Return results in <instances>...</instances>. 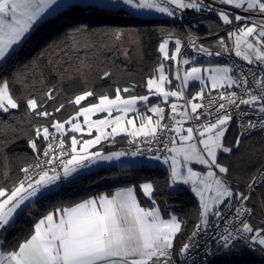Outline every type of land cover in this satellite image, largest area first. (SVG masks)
<instances>
[{
    "label": "snow or ice",
    "instance_id": "6c2138e0",
    "mask_svg": "<svg viewBox=\"0 0 264 264\" xmlns=\"http://www.w3.org/2000/svg\"><path fill=\"white\" fill-rule=\"evenodd\" d=\"M166 2L173 7H162L155 0H123L131 8H155L177 19H182L186 9L215 12L223 25H235V30L228 31V39L234 38V48H230L225 38L221 37L219 44L223 51H234L237 57L257 67L245 72L240 65L203 70L192 66L185 70L182 78L177 72L175 79L180 84L175 85L176 90H170L166 85H171L173 81L165 72L164 63H160L146 80V94H134L136 85L133 84L131 87L117 88L114 98L102 95L97 98L98 102L90 101L83 105L82 102L96 95L93 90H86L67 101L68 105L74 106L75 111L61 121L55 114L64 110L66 105L61 103L48 111L60 92L55 85L47 86L44 72L40 73V79L45 82L47 90L41 91L39 96L34 93L26 96L13 94V83H20L24 87L31 83L24 69H31L34 73L40 67L39 58L33 59L23 68H16L10 74H6V69L8 61L18 54L16 49L21 48L22 51L23 45L34 34V29L39 31L35 26L45 17V13L51 15L63 5H57V0H0V116L12 115L11 110L19 109L23 104L30 118L47 121V126H34L33 135L27 138L28 147L36 154L35 162L20 169L23 178L11 189L0 187V235L14 226V215L18 209L22 211L21 206L26 201L38 195L42 198L51 195L58 190L62 181H68L74 173L89 168L97 161L119 160L126 155L125 152L104 155L102 150L91 151L102 140L111 139L115 142L117 136L124 134L131 138L130 144L142 142L150 145L158 142L163 145V149L171 155H161V148L154 150L149 147L147 152L154 153L151 159L168 165L170 186L189 185L199 198L197 222L193 224L187 241L176 247L175 241L178 235L184 234L187 221L178 219L175 214L162 218L154 196L155 186L152 182H145L139 186V190L153 207H141L137 192L132 187L120 189L111 196L100 195L72 206L57 207L39 219L31 235L22 242L8 248L6 241L0 239V264H213L217 256L240 255L244 248H255L264 256V219L259 224L252 222L257 209L249 203L258 182L264 184V165L258 175L249 181L246 190L234 191L229 185L231 168L221 159L224 154H234L243 139L253 132L264 135V18L253 20L251 15H240L223 8L217 11L211 3L206 5L205 0ZM219 2L245 13L264 16V0ZM53 5H57V8H53ZM49 9H52L51 12ZM75 33L84 35L85 30L76 28ZM111 35L114 41L124 39V33L120 31ZM61 44L65 47H61ZM61 44L55 47L60 48L63 55L48 60L45 65L47 75L58 78L60 82L86 79L95 63L94 54H89L94 45L84 43L82 46L75 35L66 37ZM191 47L198 54L208 57L222 54L197 45L195 40L191 41ZM158 50L163 60L178 61L181 41L175 40L172 54L169 53V41L166 39L159 44ZM80 51H84L83 57L76 55ZM124 54L127 56L128 52ZM189 63V59L183 60L184 65ZM202 72L211 73L207 79L211 81L212 90L224 89L218 91L215 97L209 94L208 105L202 102L206 95L203 88L191 97L185 91L193 81L207 86ZM249 74L252 76L251 81ZM111 75L110 71H104L99 78L108 79ZM32 79L35 80V76ZM234 86L239 91H228ZM122 93L129 95L125 97ZM151 96L161 97L163 104L170 106L171 115L167 119L172 123L163 122L166 119L165 107L152 104ZM169 98H175L176 102H170ZM180 101L183 103H178ZM138 104H143L146 111L153 115L144 116ZM204 108L208 110L199 111ZM113 112L118 114L113 116ZM130 112L141 117L139 125L135 119L129 118ZM251 112H258L259 119L245 121L244 118L249 117ZM97 113H106L107 117L92 120V116ZM213 113L214 120L208 119L196 128L184 127L189 120L200 121L202 116L211 117ZM81 117L83 122L80 121ZM231 124H236L238 134L229 145L225 134ZM85 126L89 136L93 129L97 135L83 140L76 135H69L83 134ZM64 137L70 140L67 146ZM197 139L198 143H194ZM45 142L46 147L42 148ZM198 144L203 145V148H199ZM143 153L144 149L137 147L131 155ZM191 164L203 165L206 172L193 170L189 166ZM4 178H8L6 172ZM209 192L215 195L206 196ZM221 203L228 209V215L223 209L215 207ZM260 211L264 213V199L261 200ZM221 224L224 226L222 229ZM214 227L217 231L211 237L213 245L201 243L203 236L208 235Z\"/></svg>",
    "mask_w": 264,
    "mask_h": 264
},
{
    "label": "trees",
    "instance_id": "16d2710c",
    "mask_svg": "<svg viewBox=\"0 0 264 264\" xmlns=\"http://www.w3.org/2000/svg\"><path fill=\"white\" fill-rule=\"evenodd\" d=\"M182 22L184 27L176 21L162 23V26L171 30V34L181 41L182 46L185 45L186 34L189 33V30H192L197 36L208 37L202 40V43L206 45H209V41L212 39L215 41L218 37H228L226 30L230 25H223L217 15L194 20L183 18ZM160 27V19H145L124 9L103 8L95 4H73L37 26L39 31L34 29V34L23 45V50L21 51L19 48L18 54L8 61L6 74H10L18 67L23 68L33 59L39 58L40 61V67L36 68L34 73L31 69H24L31 83L27 87L20 83H13V94L26 96L29 93H34L39 96L41 91L47 90L45 82L40 79V73L44 72L47 86L55 85L60 92L58 99L52 107L48 108V111H52L53 107L61 103L66 105L64 110L55 114L56 118L61 121L73 115L75 111L74 106L68 105L67 101L86 90H93L96 95L89 97L88 101L82 102L83 105H87L90 101H96L102 95L112 98L117 88L131 87L133 84L136 85L134 94L144 95L147 93L146 80L160 63L158 52L162 40ZM76 28H83L85 34L75 33ZM115 31L124 33V39L114 41L111 34ZM70 35H75L82 46L84 43L94 45L89 54H94L95 63L92 73L86 79L60 82L58 78L47 75L45 65L49 59L63 55L60 48H56L55 45L61 44V41ZM61 47H65V45L61 44ZM125 52H128L127 56L124 54ZM84 54V51L76 53L80 57H83ZM104 71H110L111 77L100 79L99 77ZM33 76H35V80L32 79ZM196 89L197 85H192L186 90L187 95L191 96ZM122 95L128 96L129 94L122 93ZM11 111L12 115L3 114L0 116V187L6 189H11L21 178L20 169L27 167L35 159L36 154L27 144V138L33 135L34 126L37 124L47 126V121L42 118H30L25 113L23 104L19 109ZM168 111L170 110H165V112ZM50 131L54 132L55 130L50 128ZM237 134L238 130L235 124H231L226 136L227 141H234ZM125 140L127 139L117 142L122 143ZM45 146L46 142L42 144V148ZM240 147L243 149L247 167H235L234 161L229 156L221 159L231 168L229 176L231 182L247 184L264 161V138L260 133L247 136L243 139ZM165 167L111 166L79 175L60 184L58 190L51 195L39 197L35 202L22 209L14 219V226L0 235V239H4L7 247L11 248L28 238L36 221L55 208L72 206L102 192L111 193L113 190L125 186L134 187L138 199L143 204H147V200L139 190V185L152 182L156 189L154 196L163 214L165 216L175 214L178 219L187 221L184 226V234L178 235L175 241L176 247L179 248L182 242L187 241L193 224L197 222L199 206L186 187L182 186L175 191L171 190L168 167H166L167 169ZM5 172L7 179L4 178ZM231 184L235 191L238 187ZM256 193L260 198V203L256 197H252L253 206L257 209V219L255 216L252 222L259 224L260 220L264 219V213L260 211L261 200L264 199V184L260 183L256 187ZM223 206L224 204L221 208ZM213 264H264V256H261L258 251L248 254L243 249L240 255L217 256L214 258Z\"/></svg>",
    "mask_w": 264,
    "mask_h": 264
},
{
    "label": "built area",
    "instance_id": "2783aa9c",
    "mask_svg": "<svg viewBox=\"0 0 264 264\" xmlns=\"http://www.w3.org/2000/svg\"><path fill=\"white\" fill-rule=\"evenodd\" d=\"M161 3H163L164 5H166L167 7L169 8H172L173 6L172 5H169L167 4V2L165 1H161V0H157ZM211 3L213 8H215L217 11H219L221 8H223L224 10L226 11H230V12H235L236 14H240V15H251L252 16V19L253 20H260L262 18H264V16H261L259 14H255V13H245L243 12L242 10L240 9H233L231 6H228V5H222L220 4V2L216 1V0H205V4H209ZM177 13L179 15V10H177ZM213 15H216L215 12H211V11H201V12H196L195 10H192V9H186L184 10L183 12V16H182V19H177V18H173V21H176L177 23H179L181 26L184 27L183 25V18L184 19H187V20H194V19H197V18H204V17H207V16H213ZM231 27H234L231 26ZM230 27V28H231ZM227 32V30H226ZM187 36H188V40L186 41V44L183 46V49H182V52H181V55L182 56H185L189 59L190 63L192 62H195V61H198V60H202V59H207V58H210L206 55H202V54H198L197 52H195L192 47H191V41L195 40L197 45H203L204 47L208 48L210 51L212 52H216V51H220L222 54L220 56H212L211 58H215L216 60L220 61V62H224L227 66H236V65H240L244 68L245 72H247V69L249 68H256V66L254 65H249L248 63L246 62H243L241 60H239L235 54H234V51H232L231 53L229 52H224L223 51V48L221 47V45L219 44V39L221 37H218L216 40H215V44L214 45H205V44H202V40L208 38H203L201 36H196V35H192L190 33L187 32ZM214 37V36H213ZM225 38V42L226 44L230 47V48H233V42H232V39H228V37H223ZM249 80L251 81L252 80V76L251 74H249ZM232 90H237L239 91V89H236L235 86L233 87V89H228V91H232ZM218 91H224V89H218V90H215V91H211L209 93H206L205 95V99L202 101L205 105H208L209 103V94L212 96V97H215L217 96V92ZM201 101H198V103H200ZM243 107V106H242ZM208 109L207 108H204V109H200L199 111L201 112H205L207 111ZM165 115H166V119L165 121H163L164 123H172V121L170 119H167L168 116L171 115V110L168 111V112H165ZM259 113L258 112H251L250 113V116L249 117H245V121H247L248 119H252V120H258L259 119ZM208 119H215V113H213V115L211 117H204L202 116L201 117V120L200 121H195V120H189L187 122H185L184 126L188 125V126H192L194 128L196 127H199L200 125L204 124L207 122ZM235 127L237 128L236 124H235ZM238 130V129H237ZM55 133V131L53 132ZM256 133H259L258 131L257 132H253L251 135H254ZM261 134V133H260ZM171 135H175V133H171ZM250 135V136H251ZM262 135V134H261ZM263 138H264V135H262ZM166 138V137H165ZM65 139V137H64ZM141 140L143 138H140ZM129 140L130 139H127L125 141H123L122 143H119V142H110L108 143L110 148L111 149H114L116 150L117 152H125L127 153L126 155L122 156V157H129L131 156V152L139 147L141 149H144V153L142 155H138V156H147V157H151L154 153H150V152H147V148L149 147H152L154 150L159 147L161 148V155H168V152L166 149H163V145L159 144L158 142H153L152 144H145V143H138V144H130L129 143ZM53 143L55 144L56 141H53ZM66 143V141H65ZM46 147V146H45ZM35 162V159L34 161L31 163L33 164ZM30 165V164H29ZM28 165V166H29ZM264 165V161L263 163L260 165V167L258 168V170L255 172V174L253 176H256L258 175V172L259 170L261 169V166ZM166 167H168V165H165ZM23 173H21V178H23ZM20 178V179H21ZM233 183L234 185H236L240 191H244L247 189V184H244V183H240V182H236V181H233L231 182ZM260 183L258 182L257 186L259 185ZM256 186V187H257ZM252 197H256L257 198V201L258 203H260V198L258 196V194L256 193V191L252 194ZM252 206H253V203H252V200L249 202ZM223 209L225 215H228V209L224 208V206L221 208ZM223 224H221V229L223 228ZM217 231V229L214 227L208 235L206 236H203L202 240H201V243H204V242H207L210 246L213 245V240L211 239L212 237V234L215 233ZM202 255V252L200 253Z\"/></svg>",
    "mask_w": 264,
    "mask_h": 264
},
{
    "label": "crops",
    "instance_id": "0c3cea01",
    "mask_svg": "<svg viewBox=\"0 0 264 264\" xmlns=\"http://www.w3.org/2000/svg\"><path fill=\"white\" fill-rule=\"evenodd\" d=\"M95 0H57V5H63L62 7H59L58 9H56L51 15H48L47 13H45V17H42L41 18V20L38 22V24L35 26V27H37V26H39L40 24H42V23H44L47 19H49V18H51V17H53V16H55L57 13H59V12H61V11H63L64 9H66V8H68V7H70V6H72L73 4H78V3H86V2H88V3H95L94 2ZM161 1H165L166 2V0H161ZM216 1H218L219 2V0H216ZM109 1H106L105 2V5L107 6V5H109ZM155 3H158V4H160L162 7H167L166 5H164L163 3H161V2H159V1H157V0H155ZM57 5H53L52 7L53 8H57ZM122 7H124L125 9H129V11L130 12H132V13H135V14H137V13H142V14H150L152 17H157L158 19L159 18H163V17H167V15L166 14H164V13H160V12H158V11H156L155 10V8H144L142 11H138V9L139 8H131L129 5H126V4H123V5H121ZM229 6V5H228ZM130 9H132V10H130ZM51 10L52 9H49L48 11L49 12H51ZM216 16V15H215ZM168 19H170V21L172 20L173 21V17H168ZM231 26H233V25H231ZM231 26H229V28L227 29V34H228V31L229 30H235V25H234V27H231ZM231 27V28H230ZM232 42H233V48H234V38H232ZM202 43V42H201ZM186 44V43H185ZM202 44H204V43H202ZM206 45V44H205ZM19 48H17L16 49V51L18 50ZM182 49H183V47H182ZM181 52H182V50H181ZM235 53V52H234ZM250 55H251V53H249ZM237 57V56H236ZM182 58H185V56H182V55H180V57H179V63H178V65H176L177 66V69L180 71L181 70V68H182V66H181V60H184V59H182ZM187 58V57H186ZM239 60H241V61H245V60H243L241 57H237ZM208 59V58H207ZM175 66V67H176ZM180 74V73H179ZM170 89H172V87L170 88ZM191 96H194V95H191ZM190 96V97H191ZM125 97H127V96H125ZM112 98H114V97H112ZM169 100H170V102H176L175 101V98H169ZM95 102H98V99H96V101ZM150 102L152 103V104H160L162 107H165V110H170V106H168V105H165V104H163V102H162V98L161 97H158V96H151L150 97ZM193 102H196V103H198V101H193ZM178 103H183V101H180V102H178ZM137 107H138V109H139V111H140V113H142L144 116H150V115H153L152 113H150V112H147L146 111V108L144 107V105L143 104H138L137 105ZM118 113H116V112H113V116H115V115H117ZM128 116H129V118H133V119H135V121H136V124L137 125H139V123H140V119H141V117L137 114V113H129L128 114ZM107 117V114L106 113H97L96 115H94V116H92V120H97V119H101V118H106ZM155 118V117H154ZM80 121L81 122H83V117H81L80 118ZM66 127H67V125H66ZM185 128H187V127H189L188 125H186V126H184ZM107 131H110V129H106ZM69 135H76L78 138H81L82 140L83 139H92V138H94V136L95 135H97V133H96V131H95V129H93V131H92V135L91 136H89L88 134H87V126H85V128H84V133L83 134H80V133H69ZM124 139H130V137H128V136H126V135H124V134H121L120 136H117L116 137V140H115V142H117L118 140H124ZM177 141H178V138H177ZM197 141H198V139H197ZM110 142H112L111 141V139H108V140H102L101 142H100V144H98V145H96V147L95 148H93V149H91V151H97V150H102V152H103V154L104 155H110V154H112L113 152H117L116 150H113V149H111L110 148V146H109V144L108 143H110ZM68 144H70V140L66 137V145H68ZM177 146L179 147L180 145H179V142L177 143ZM168 155H171V153H168ZM141 157L140 156H130L129 158H124V157H120V159L119 160H116V159H113V160H110V161H97L95 164H92L89 168H86V169H80L77 173H74L73 174V176L72 177H70L69 178V180L68 181H70V180H72V179H74L75 177H77V176H79V175H82V174H87V173H91V172H94V171H96V170H98V169H101V168H107V167H111V166H117V167H119V165L121 164V162L122 161H124L126 164H125V166L124 167H130V164H129V162H128V160H130V159H132V162H134L135 164V167H137V166H142L141 164H139L140 162L138 161V159H140ZM135 159V160H134ZM146 159V161L145 162H148L149 160V158L147 159V158H145ZM151 159V158H150ZM150 161H153V163L154 164H156V163H158L159 161H155V160H150ZM147 166H149V164L147 165ZM155 166H159L158 164H156V165H154V166H152V167H155ZM161 166V165H160ZM165 165L163 164V167H164ZM192 168H194L193 170H197L198 168H200V167H202V165H199V164H191L190 165ZM162 167V166H161ZM168 169H169V167H168ZM68 181H62L60 184H63V183H65V182H68ZM140 186V185H139ZM178 186V188L179 187H182V186H184V187H186L190 192H191V194L194 196V198L197 200V202H198V206H199V198L195 195V193H193L192 191H191V189H190V186L189 185H183V184H178L177 185ZM128 187H132V186H125V187H121V188H117V189H115V190H113L111 193H104V192H102V193H100V194H98V195H96V196H92V197H90V198H88V199H91V198H95V197H98V196H100V195H108V196H111V195H114L115 193H116V191H118V190H120V189H124V188H128ZM132 188H134V187H132ZM135 189V188H134ZM143 195V194H142ZM206 196H208V193L206 194ZM144 198L147 200V204H143L139 199V203H140V205H141V207H144V208H146V209H149V208H151V207H153V205L151 204V201L147 198V197H145L144 196ZM80 202H82V201H80ZM79 203V202H78ZM222 204L223 203H221L220 205H217V206H215V207H219V208H221V206H222ZM51 212V211H50ZM47 214V213H46ZM45 214V215H46ZM170 215H172V214H170ZM170 215H168V216H165L164 214H163V212L161 211V216H162V218H168ZM43 217V216H42ZM41 217V218H42ZM41 218H39V219H41ZM38 219V220H39ZM214 219V218H213ZM38 220L36 221V222H38Z\"/></svg>",
    "mask_w": 264,
    "mask_h": 264
},
{
    "label": "rangeland",
    "instance_id": "374dc122",
    "mask_svg": "<svg viewBox=\"0 0 264 264\" xmlns=\"http://www.w3.org/2000/svg\"><path fill=\"white\" fill-rule=\"evenodd\" d=\"M106 1H109L110 3H109V5H105V2ZM95 3H88V2H86V3H78V4H95L96 6H99V7H103V8H111V9H124V10H127V9H125L124 7H122L121 5H123L124 3H123V0H95L94 1ZM144 8H139L138 9V11H142ZM130 10H132V9H130ZM128 12H130L129 11V9L127 10ZM132 13V12H131ZM135 14V13H134ZM135 15H137V16H140V17H142V18H145V19H158L157 17H152L150 14H142V13H137V14H135ZM160 19V24H161V27H160V34H161V36H162V40L160 41V43L161 42H163V40H168L169 41V53L170 54H172L173 52H174V45H175V40L176 39H178L176 36H173L172 34H171V30H167V28H165L164 26H162V23H172V20L170 21V19H168V16L166 17H163V18H159ZM203 22H205V21H203ZM211 22V21H210ZM189 33L190 34H192V35H196V33H194L192 30H189ZM197 36V35H196ZM188 40V36H187V34H186V41ZM213 40V39H212ZM209 41V45H214L215 44V41ZM186 43V42H185ZM182 43H181V50H182ZM159 49V48H158ZM158 52H159V50H158ZM159 54H160V63H164V65H165V72L169 75V78L173 81V83L171 84V85H166V88L167 89H170L171 87H172V89H170V90H176L175 89V85H177V84H180V81L179 80H176L175 79V76H176V74H177V72H179L180 74V76H181V78L183 77V75H184V72H185V70L186 69H188V68H190V67H192V66H197V67H201L202 68V70L204 69V68H213V67H223V66H227L224 62H220V61H218V60H216L215 58H208V59H202V60H198V61H195V62H192V63H189V65H184L183 64V60H181V66H182V68H181V70L179 71L178 69H177V66L176 65H178V63H179V60L178 61H171V60H168V61H165V60H163V56H162V54L159 52ZM236 56V55H235ZM178 59H179V57H178ZM182 59H188V58H182ZM243 62H246L247 63V61H243ZM159 63V64H160ZM158 66V65H157ZM156 66V67H157ZM176 66V67H175ZM254 66H256L257 67V65H255L254 64ZM202 74L205 76V80H206V85L207 86H204V85H200L199 84V82H197V81H193V82H190V86L189 87H191L192 85H197V89H196V91L194 92V93H192L191 95H195L196 94V92L197 91H199L201 88H203V90H204V92H205V94L206 93H209V92H211V91H214V90H212L211 89V81L210 80H208L207 78H208V76L209 75H211V73L210 72H202ZM188 89V88H187ZM186 89V90H187ZM185 90V91H186ZM190 97V96H189ZM230 127V126H229ZM227 133H228V131L226 132V134H225V139H226V136H227ZM235 139V138H234ZM194 143H198V141L197 140H194L193 141ZM226 142L229 144V145H231V143L233 142V140L230 142V141H227V139H226ZM198 147L199 148H203V145H199L198 144ZM223 158H226V157H228V154H224L223 156H222ZM221 157V158H222ZM229 157H231L232 158V160L234 161V165H235V167H239V168H245V167H247V162H246V159H245V156H244V152H243V149L240 147L238 150H234V154H232L231 156H229ZM148 159V158H147ZM135 160V159H134ZM149 161L148 162H145L146 161V159L145 158H140V159H138V161L140 162L139 164H141L142 166H147L148 164H149V166H154V165H156V164H158L159 166L161 165L162 167H163V164L162 163H160V162H158V163H156V164H154L153 163V161H150V160H152V159H148ZM128 162H129V164H130V167H135V163L134 162H132V159H130V160H128ZM125 162L124 161H122L121 162V164L119 165V167H124L125 166ZM190 166V165H189ZM165 167V166H164ZM191 167V166H190ZM166 168V167H165ZM167 169V168H166ZM194 169V168H193ZM168 170V172H169V169H167ZM186 171V170H185ZM195 171H198V172H206V169H205V167L202 165V167H200V168H198L197 170H195ZM230 180V179H229ZM231 181L232 180H230L229 181V185H230V187H231V189L233 190L234 188L232 187V184H231ZM237 182V181H236ZM236 186V185H235ZM170 188H171V190L172 191H175L177 188H178V186L176 185L175 187H172V186H170ZM236 190H239L240 191V189L239 188H236ZM215 194L214 193H212V192H209L208 193V196H214ZM40 196L38 195L37 197H35V198H32L31 200H29V201H26L25 202V205H22L21 206V209H24L26 206H28L29 204H31V203H33V202H35L38 198H39ZM21 210H17V214L20 212ZM17 214H15L14 215V219H15V217H16V215ZM256 219H257V216H256ZM244 250H246V252L248 253V254H251V253H255L257 250L255 249V248H253V249H251V250H248L247 248H244ZM251 257V256H250Z\"/></svg>",
    "mask_w": 264,
    "mask_h": 264
}]
</instances>
